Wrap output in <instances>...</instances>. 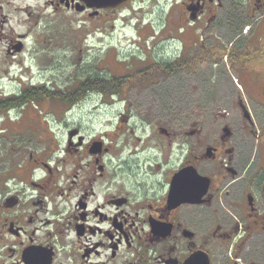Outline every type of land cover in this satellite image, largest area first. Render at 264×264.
<instances>
[{
    "label": "flooded vegetation",
    "instance_id": "flooded-vegetation-1",
    "mask_svg": "<svg viewBox=\"0 0 264 264\" xmlns=\"http://www.w3.org/2000/svg\"><path fill=\"white\" fill-rule=\"evenodd\" d=\"M74 19L100 33L124 19L171 41L170 60L129 77L142 82L223 58L264 65V0H0V264H264V126L255 134L239 100L240 127H160L156 156L87 139L68 123L81 94L128 77L78 66ZM224 29L227 43L211 39ZM250 82L243 92L258 89Z\"/></svg>",
    "mask_w": 264,
    "mask_h": 264
},
{
    "label": "rangeland",
    "instance_id": "rangeland-1",
    "mask_svg": "<svg viewBox=\"0 0 264 264\" xmlns=\"http://www.w3.org/2000/svg\"><path fill=\"white\" fill-rule=\"evenodd\" d=\"M251 24L252 20L245 24V29ZM112 25L110 28V24H105L106 31L100 33L89 29L88 24H83L81 19H74L76 50L81 48V51L77 50L78 66L90 67L99 63L97 66L103 68L106 74L108 71L114 76L126 73L128 77L125 78L128 82L120 90L89 93L81 104L73 108L70 114L72 119L68 123L82 125L87 139L104 135L105 142L113 146V153L123 149L122 155L127 156L130 150L139 152L147 147V154L156 156L160 154V144L152 139V135L158 134L160 127L170 132L192 128V123L196 122L202 128L224 124L230 128L240 127L246 120L237 105L239 100L248 106L255 134L264 126V91L261 92L264 87V65L262 70L257 69L258 64L254 62L236 67L223 58V63L218 65L210 63L189 73L164 71L157 73V77L147 75L146 82H142L144 77H129L136 71L145 69L146 64L152 60H170L169 56H173L176 48L171 41L158 42V37L157 41L153 38L145 40L149 34L147 27L140 29L124 19H118ZM160 29L155 27L157 32ZM163 33L161 31L158 36L163 38ZM217 33L210 34L211 39L218 43L223 40L227 43L230 37H225L226 30H219ZM248 37L249 34L241 36V45L234 44V47L238 45L235 51L244 50L243 43ZM102 39V43H95ZM83 41L88 44L84 45ZM257 42L264 46V37ZM87 45L94 46L87 51L92 56H86ZM103 63L106 65L102 66ZM253 78L256 79L258 89L252 87L247 93L243 92L245 87L242 83H251ZM237 84H241L243 89ZM61 107L64 106L55 105L54 109L59 110ZM125 116H128L126 122L122 121ZM239 135L244 140V133L240 132ZM262 142L263 138L259 137L256 145L258 154L263 151ZM174 148L176 147L173 144L172 149ZM171 153V161H177L179 152L172 150ZM258 154L253 152L254 164L257 163ZM140 164L143 162L140 161Z\"/></svg>",
    "mask_w": 264,
    "mask_h": 264
},
{
    "label": "trees",
    "instance_id": "trees-1",
    "mask_svg": "<svg viewBox=\"0 0 264 264\" xmlns=\"http://www.w3.org/2000/svg\"><path fill=\"white\" fill-rule=\"evenodd\" d=\"M168 72H171V71H168ZM102 93H105V92H102ZM86 93H83V94H81V99L84 97V95H85ZM80 97H79V99H80ZM78 100V97H77V99H73V100H70V103L72 104L74 101H77Z\"/></svg>",
    "mask_w": 264,
    "mask_h": 264
},
{
    "label": "water",
    "instance_id": "water-1",
    "mask_svg": "<svg viewBox=\"0 0 264 264\" xmlns=\"http://www.w3.org/2000/svg\"><path fill=\"white\" fill-rule=\"evenodd\" d=\"M178 177V176H177ZM180 177V176H179ZM176 180H178V178H176Z\"/></svg>",
    "mask_w": 264,
    "mask_h": 264
}]
</instances>
